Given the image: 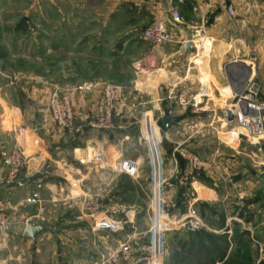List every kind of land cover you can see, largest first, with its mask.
<instances>
[{
    "label": "crops",
    "instance_id": "crops-1",
    "mask_svg": "<svg viewBox=\"0 0 264 264\" xmlns=\"http://www.w3.org/2000/svg\"><path fill=\"white\" fill-rule=\"evenodd\" d=\"M225 1L235 7L236 15L233 19L227 17L221 6L206 9L202 0H95L96 9L90 12H74L75 20L72 14L67 12L49 15L48 30L51 36L48 37V43H33L32 46L38 49L47 45L48 58L60 56V61L56 62L57 66L53 62L52 66L46 64V68H57L58 76L54 70H48L47 77L34 71L22 70L16 73L18 77L14 83L8 85L9 79L6 80L5 75L0 74V155L2 152L9 153L17 143L25 148L27 155L36 154L39 148L47 147V152L43 153L39 162L31 165L27 173L24 171L22 177L36 173L49 161L53 168H61V172L63 171L61 175H45L43 192L49 197L66 194L90 196L105 186H113L108 197L102 202L103 208L118 202L127 203L133 211L131 219L135 222L134 225L138 229H146L150 219L152 194L149 166L147 165L146 173L142 170L138 178L120 174L114 169L115 164L122 158H135L139 161L146 158L140 135L134 134L137 127V130L140 129V122L135 116L136 105L127 99V104L118 108L114 117L117 127L114 129L92 128L87 114L90 115L94 109V95L77 92L78 88L67 85L68 87L63 86L60 89L69 93L74 111L76 109V129L73 131L61 128L52 120L43 122L52 94L50 92H53L58 84L74 81L68 77L71 71L67 70L73 66V56L85 61L104 58L109 67L113 63L120 67L122 61L127 60V68L131 71L128 76L138 75L143 78V83H137V87L151 89L153 95L149 98H154L155 95V100L161 101L153 104L152 100L151 107H146V111L159 120L162 131L166 133V144H163V178L169 180V185L163 198L168 210L182 216L187 211L193 213L194 209L199 210L207 206L213 216L221 206L217 192L201 185L198 178L204 177L198 176L197 170L192 171L187 159L179 153L180 150H186L200 155L199 150L192 146L193 136H189L191 141L187 137L179 141L173 140L172 137L180 131L188 130L189 121L202 119V113L197 110L200 107H209L210 103L215 111L212 123L209 124L221 135L219 121L222 120L227 107L232 106L236 94L225 72L229 63L241 60L252 66L250 79L253 81L263 72L264 0ZM54 2L55 0L52 4ZM170 10H178L183 17L181 24H175L177 41L161 46L144 42L141 38L142 30L156 20L170 22ZM50 18L54 22H51ZM61 24L63 28L59 27ZM77 24H80L79 27ZM22 31L20 28L16 35ZM59 35L64 37L59 38ZM71 35H74V41L70 38ZM187 41L193 42L195 52L185 53L184 44ZM206 41L209 43L208 50ZM22 47L23 44L20 43L15 58L36 62V55L26 54L21 51ZM11 57L0 53L2 62L10 60ZM80 66L86 67L82 62ZM87 70L85 68L86 72ZM205 75L207 79L203 80ZM96 78L98 77L93 80V87H100L102 91L103 80ZM88 81L92 79L80 80L78 83ZM40 83L47 84L46 96L43 92L38 94L39 90L35 86ZM25 84L28 85L25 87ZM258 87L260 97L264 100V82ZM4 88L6 90H3ZM10 88L17 91L18 101L12 96L15 105L10 99ZM87 88L82 90H89ZM34 91L37 92L35 97L32 95ZM186 95L191 97V101L184 103L182 100ZM24 96H28L29 100L23 98ZM169 99L175 100L170 103ZM103 102L104 98L99 107L100 114L104 110ZM80 106H83L84 110L79 115V122L77 115ZM171 110L176 120L172 127L167 129L162 119ZM161 112H164L163 116ZM224 124L223 122L221 127H225ZM238 130L242 132L241 129ZM70 133L72 140L68 138ZM131 134L132 142L129 137ZM121 135L124 136L123 139L119 138ZM53 145L56 147L50 152ZM253 146L256 151L262 149L258 144ZM98 154L101 155L100 159L96 158ZM231 162L228 161L229 168ZM261 164L263 165V161ZM186 175L189 176L187 188L180 184V179ZM263 176L262 170L258 176L260 185L255 189V199L249 200L247 191L241 190L238 213H231L230 209L224 208L223 219L218 216L212 218L210 215L207 230L186 226L168 232L164 264H264ZM34 187L35 184L32 183L20 187L0 186V189L6 194L13 193L19 201L25 199ZM138 194L144 196L145 208L136 200ZM189 195L191 200L187 201ZM18 201L15 202L6 227L0 228V264H92L97 254L115 246L123 234L108 230L97 231L90 220H73V214H66L62 222L56 223L55 231L44 233L34 242L24 236L26 225L47 224L62 207L54 210L48 205V210L41 219L36 216L35 205L20 204ZM227 210L229 212H226ZM31 216L34 217L33 222H30ZM130 229L131 226L127 225L122 232H128ZM72 233L75 235L71 236ZM54 238L60 242V247L43 250L42 246L45 243L51 246ZM237 249L240 254H233Z\"/></svg>",
    "mask_w": 264,
    "mask_h": 264
},
{
    "label": "built area",
    "instance_id": "built-area-1",
    "mask_svg": "<svg viewBox=\"0 0 264 264\" xmlns=\"http://www.w3.org/2000/svg\"><path fill=\"white\" fill-rule=\"evenodd\" d=\"M206 9L221 6L229 19L236 15L235 7L225 0H202ZM171 21L156 20L142 30L141 38L152 46H161L177 41L175 36V24H181L183 17L178 10H170ZM14 79L9 84H13ZM104 98V110L100 116L89 122L92 128L114 129L117 124L114 117L120 106L127 104V98L123 88L117 84L104 83L102 85ZM233 104L224 111L223 121L227 129H241L242 132L258 142L264 141V100L260 97L259 87L252 80L239 94L233 97ZM201 101V100H200ZM234 113V120L227 117L228 111ZM252 110L254 112H251ZM164 115V112H161ZM54 121L61 128L75 130V111L69 93L59 91L52 93L47 104V115L44 122ZM140 122V138L147 150V158L150 159V175L152 194L150 197V220L146 229H138L131 219L132 209L127 203L118 202L103 208L102 202L108 197L113 186H105L97 193L90 196L61 195L47 196L45 187V175H61L58 168H53L47 161L45 173L42 178L34 182L35 187L24 202L37 207L36 216L41 219L48 210V205L56 207L62 205L73 210L77 208L78 214L74 220H90L95 230H108L112 233H123L115 246L107 248L97 254L92 264H164L167 252V233L175 228L186 227L190 224L193 229L204 226L203 221L193 214L177 216L168 210L167 203L163 198L164 191L169 185V180L163 178V165L165 152L163 140L166 133L162 130L159 120L149 111H145ZM47 147L39 148L36 154L27 155L25 148L17 143L9 152L0 155V186H8L19 182L22 174L33 164L39 162ZM179 153L187 159L192 171H199L204 167V162L197 154L180 150ZM97 159L101 155L96 156ZM114 169L120 174H126L132 178H138L142 172L141 162L135 158H122ZM189 176L180 179V184L187 188ZM107 187V188H106ZM30 222L34 217H29ZM8 223L6 209L0 208V228H5ZM127 225L131 226L128 232H122Z\"/></svg>",
    "mask_w": 264,
    "mask_h": 264
},
{
    "label": "rangeland",
    "instance_id": "rangeland-1",
    "mask_svg": "<svg viewBox=\"0 0 264 264\" xmlns=\"http://www.w3.org/2000/svg\"><path fill=\"white\" fill-rule=\"evenodd\" d=\"M52 2L53 0H0V53H6L7 55H10V57L11 55H14V57H11L10 60L7 61L5 60L2 62L0 59V61L2 62L0 63V74L3 76L5 75L4 77L6 78V80L9 79L8 85H10L9 84L10 80L12 79L15 80L18 77L16 73L22 70L34 71L36 74L39 75L41 74L44 77H47L48 70L49 71L54 70L56 76H58L57 68H52V67L46 68L47 66L46 64L48 63L51 66L55 64V66H57L56 62H58V60L61 59L60 56L48 58L47 45L45 47L40 46V48L38 49L37 48L34 49L32 46L33 43H41L43 45L48 43L47 42L48 37L51 36L48 30L49 15H54L55 13L58 12L60 13L67 12V13H71L73 16L74 12L77 13L81 11L90 12L96 9L95 0H87L86 3H81L78 0H71V2L70 0H55L54 4H52ZM74 18L75 16H73V20H75ZM51 20H52L51 22H54L53 19ZM76 21H78V19ZM79 25L80 24H77V27H79ZM59 27L63 28V25L61 24L59 25ZM20 28L23 30L22 33L16 35L17 30H19ZM63 37H64L63 35H59V38H63ZM70 38L73 41L75 39L74 35H71ZM20 43L23 44L21 51H24L26 52V54L29 55L33 53L36 55L37 57L36 62H33L31 60L27 61L26 59L20 60L15 58L16 56L15 52L16 50H18L17 48ZM73 58H75V60L71 61L73 66L67 68V70L71 71L68 77H71L72 80L74 81L68 84H58V87L55 88V90H53V92L50 93H54L57 90L61 92L60 87L63 86L68 87L67 85L72 86V88H78L77 92H84V94L92 93L94 95L93 99L95 101L93 102L94 109L91 111L90 115L87 114L88 115L87 119L90 118L88 120L89 122L93 120L96 116L98 115L100 116L102 114V113L100 114L101 111L99 107H101L103 94L100 87H93L94 85L93 80H95V77H98L96 78L98 80L102 79L103 83H113L123 88L125 95L128 99V102L136 105L137 107V111L135 113L136 120H139L142 117V115L146 111V107H151L150 102H152V100H154L153 104L161 103L160 100H155L157 99L155 95L154 98H149L151 95H153L151 93L152 92L151 89H146V88L143 89L144 87H137V83L138 84L143 83L142 77H138V75H135L134 77L128 76L131 72L127 68V66H129V61L123 60L120 67H118L114 63L113 65H111V67H109L106 65L108 63H106V60L104 58H100L99 60L92 59L91 61L90 60L85 61L83 60V58H79L78 56H73ZM52 62L54 64H51ZM81 62L82 64L86 65L85 67L86 70L88 66H91L88 67L87 72L85 71V68H82L80 66ZM61 72L62 74H64L63 70H61ZM58 78L61 79L60 77ZM88 78H91L93 82L88 81L83 84L78 83V81ZM204 79H207L206 75L203 78V80ZM263 80H264V69L263 72H261V74L259 75V78L255 79L254 82L258 85L259 84L263 85L264 82ZM1 81L2 80L0 78V82ZM27 85L28 84H25V87ZM35 87L38 88L39 90L38 94L40 92H43V95L45 94L44 96L48 94L47 84L44 85L40 83L38 86ZM84 87H88L87 89L89 90H82V88ZM158 88L160 91H162L160 86ZM10 89H11L9 90L11 93L10 99L14 104L15 100L12 98V96L18 101L17 91L14 88H10ZM3 90H6V88H4ZM155 90L156 89H154V91ZM36 93L37 92L34 91L32 92V95L35 97ZM23 98L29 100L28 96L26 97L24 96ZM169 100L171 103L175 99H169ZM182 101H184V103L189 102L191 101V97L186 95V97H184V100ZM21 103H23V101ZM19 107L20 109H22L20 104ZM103 107H104V102H103ZM83 110H84L83 106H80L78 109L79 113L77 115V119L79 122H80L79 115L82 114L81 112H83ZM197 111H199V113H202L203 116L202 119L198 118L189 121L188 122L189 123L188 125H190L189 127L188 125H184L186 128L188 127L189 129L183 132L180 131L176 133L174 137H172V139L179 141L187 137L189 141H191V138H189V136H193L192 146H195V148L199 150L198 153H200V155L198 154L197 155L204 162V167L197 172L198 176H202L204 178H198V180L200 181L201 185L207 186L210 189L213 188V190H215L217 192V195L219 196L218 202H221L220 204L221 206L214 212L213 216L211 210H209L207 206H204L202 209L199 210L194 209L193 213L189 211L186 212V214L191 213L194 216L199 217L203 221L204 226H202L198 230H207V226H208L207 224L211 220L210 215L212 218H216L218 216L220 219H223L225 216L224 208L230 209L231 213H233L234 211H237V213L239 212L241 190L247 191V197L249 200L256 198L255 189L257 188V186L260 185V179L258 178V176L262 170L264 171V141L258 142L257 140L252 139L249 136L243 135V133L240 132L238 129L231 130L230 128L227 129L226 127H221L222 123L225 122L223 121V118L222 120L219 121L220 124H218V128H220V130L219 129L218 130L221 131L220 133L221 135H219L215 130L212 129L213 127H211L209 124L212 123L213 112L215 111L213 107H211V103L209 107H200L199 110ZM157 112L158 111H154V113ZM46 115L43 118V122ZM220 115L222 117V114ZM37 117L38 116H35V118ZM217 119H219V117H217ZM137 128L135 129L134 134L140 135L141 134L140 129L137 130ZM81 129L83 130L84 127H82ZM122 135L119 136V138L123 139L124 136ZM71 136L72 134L70 133L68 138L72 140ZM129 137L131 140L132 134ZM140 141H141L140 143L143 144L141 139ZM253 144L260 145L262 149L256 151ZM143 146L145 145L143 144ZM146 153L147 150L145 147V154H144L145 156H147ZM230 160L232 161L231 168H229L228 166V161ZM261 161H263V165L261 164ZM140 162H141L142 170H144V173H146L147 165L149 166V171L151 172L150 169L151 163L149 158L147 157L142 158ZM59 169L60 171L62 170L61 168ZM30 193L28 194V196L30 195ZM28 196L25 199H27ZM17 198L18 197L14 196L13 193L6 194L4 190L0 189V208L6 209V213H8L7 214L8 219L11 218L10 215L12 214L13 207L18 201ZM25 199L23 198L18 202L19 203L24 202ZM144 199L145 198L142 194H138L136 198V200H139L138 203H140L141 207L143 208H145ZM189 200H191L190 195L187 198V201ZM184 201H186L185 197H184ZM204 202L206 203V201ZM222 203H224L226 207H224ZM52 208L54 210L58 208L60 209L54 213V217H52L51 222L47 224L56 225V223H60L63 221L62 218L66 214H70L71 216L73 214L74 216L79 213L77 208L70 210L68 208L63 207L60 204L57 205L56 207L52 206ZM226 212H229V210H227ZM173 214L176 215L177 213L175 214V212H173ZM147 217L149 219V216ZM71 219L74 220V218ZM56 228H54L53 231H55ZM72 235H75V233L74 234L72 233L71 236ZM50 245L51 246L45 243L42 246L43 250H53L56 248L58 249L61 244L60 242H57V240H55L54 238L52 243H50ZM233 254H240V251L237 249Z\"/></svg>",
    "mask_w": 264,
    "mask_h": 264
},
{
    "label": "water",
    "instance_id": "water-1",
    "mask_svg": "<svg viewBox=\"0 0 264 264\" xmlns=\"http://www.w3.org/2000/svg\"><path fill=\"white\" fill-rule=\"evenodd\" d=\"M184 51L185 53L195 52L196 49L192 41H187L184 44ZM252 66L248 65L244 61H234L229 63L225 67V72L230 81L234 91L239 94L243 91L246 85L249 83L250 76L252 74ZM236 86V87H235ZM254 112L252 110H249ZM227 117L229 120H234V113L230 110L227 113ZM176 117L171 110L164 118L162 119V123L165 128L169 129L175 123ZM56 145H53L50 149V152H53ZM47 163L45 162L43 166L38 170L36 173L30 176L22 177L19 182L13 183L9 185V187H20L26 184H32L36 182L38 179L42 178L45 170H46ZM262 182L264 183V176L261 178ZM188 228H191L190 224H187ZM56 228V225L52 224H27L24 229V236L31 238L34 242H37L38 238L41 237L44 233L53 231Z\"/></svg>",
    "mask_w": 264,
    "mask_h": 264
},
{
    "label": "bare ground",
    "instance_id": "bare-ground-1",
    "mask_svg": "<svg viewBox=\"0 0 264 264\" xmlns=\"http://www.w3.org/2000/svg\"><path fill=\"white\" fill-rule=\"evenodd\" d=\"M205 45H206V49L208 50L209 49V43L206 41L205 42ZM206 60V59H205ZM205 63H206V61H205ZM206 90H207V88H206ZM223 92V91H222ZM231 103V102H230Z\"/></svg>",
    "mask_w": 264,
    "mask_h": 264
},
{
    "label": "trees",
    "instance_id": "trees-1",
    "mask_svg": "<svg viewBox=\"0 0 264 264\" xmlns=\"http://www.w3.org/2000/svg\"><path fill=\"white\" fill-rule=\"evenodd\" d=\"M162 125V124H161ZM163 144H166V141L165 140H163ZM170 149V148H169Z\"/></svg>",
    "mask_w": 264,
    "mask_h": 264
}]
</instances>
